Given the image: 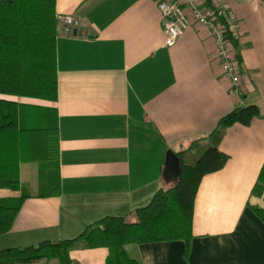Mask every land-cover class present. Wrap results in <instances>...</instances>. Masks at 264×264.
I'll list each match as a JSON object with an SVG mask.
<instances>
[{"label": "crops", "instance_id": "crops-1", "mask_svg": "<svg viewBox=\"0 0 264 264\" xmlns=\"http://www.w3.org/2000/svg\"><path fill=\"white\" fill-rule=\"evenodd\" d=\"M227 1L240 22L238 97L229 94L207 28L192 23L162 47L156 0H55L57 18L74 23L56 38L55 101L0 99L19 105L23 124L36 107L52 119L58 194L40 197L39 164H20L19 182L27 174L31 191L0 235V250L71 240L104 217L131 216L174 186L164 177L168 151L188 149L231 110L255 105L259 116L249 126L225 130L219 150L227 161L199 184L190 240L126 251L138 264H264V0ZM21 195V186L0 188V200ZM107 256L82 243L69 253L71 264H106Z\"/></svg>", "mask_w": 264, "mask_h": 264}, {"label": "trees", "instance_id": "trees-1", "mask_svg": "<svg viewBox=\"0 0 264 264\" xmlns=\"http://www.w3.org/2000/svg\"><path fill=\"white\" fill-rule=\"evenodd\" d=\"M209 4V3H208ZM55 0H0V95L53 102L57 94L55 43L58 36ZM239 65L238 42L231 39ZM30 123L19 121V105L0 99V188L19 191V166H42L41 190L58 194V144L50 116L36 107ZM259 116L255 105L231 110L203 140H195L176 155L180 171L174 186L159 189L145 207L131 216H108L88 225L71 240L0 250V264H35L56 259L71 264L69 253L82 243L108 250L106 264H138L126 246L165 241H189L195 196L202 178L220 170L227 156L219 150L225 130L249 126ZM264 169L261 172V176ZM258 189V185L255 187ZM28 196L0 200V235L9 232Z\"/></svg>", "mask_w": 264, "mask_h": 264}, {"label": "built area", "instance_id": "built-area-1", "mask_svg": "<svg viewBox=\"0 0 264 264\" xmlns=\"http://www.w3.org/2000/svg\"><path fill=\"white\" fill-rule=\"evenodd\" d=\"M209 3V4H208ZM184 5L186 10L181 6ZM163 31L162 47L175 45L184 32L196 24L208 29L214 43V59L219 63L225 79L229 81V94H241V69L237 62L231 39L238 40L240 22L227 0H156ZM57 32H72L71 18H57Z\"/></svg>", "mask_w": 264, "mask_h": 264}, {"label": "water", "instance_id": "water-1", "mask_svg": "<svg viewBox=\"0 0 264 264\" xmlns=\"http://www.w3.org/2000/svg\"><path fill=\"white\" fill-rule=\"evenodd\" d=\"M206 1L208 2L209 0ZM179 171L180 166L178 156L175 153L168 151L165 156L164 177L175 181L178 178Z\"/></svg>", "mask_w": 264, "mask_h": 264}, {"label": "rangeland", "instance_id": "rangeland-1", "mask_svg": "<svg viewBox=\"0 0 264 264\" xmlns=\"http://www.w3.org/2000/svg\"><path fill=\"white\" fill-rule=\"evenodd\" d=\"M40 169H42V166L41 165H40ZM42 171H43V169H42ZM19 178H20V176H19V173H18L17 179H19ZM20 186H21L22 193L24 195H27L28 193H30L32 184L30 183V181H28L27 174H23L21 176Z\"/></svg>", "mask_w": 264, "mask_h": 264}]
</instances>
